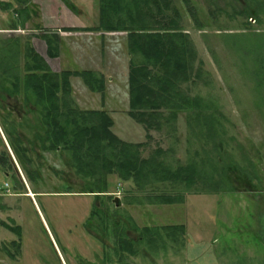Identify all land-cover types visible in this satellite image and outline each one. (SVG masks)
<instances>
[{"label": "rangeland", "instance_id": "obj_1", "mask_svg": "<svg viewBox=\"0 0 264 264\" xmlns=\"http://www.w3.org/2000/svg\"><path fill=\"white\" fill-rule=\"evenodd\" d=\"M65 1L74 10L61 0H31L36 16L15 33L7 29L16 15L0 5V43L14 35L20 44L27 38L52 72L91 70L102 76V96L92 93L82 79L69 78L77 107L111 110L112 132L126 143H144L141 158L157 155L171 172L196 163L201 177L206 175L211 183L205 185L198 179L188 188L178 181H155L139 192L132 183L112 175L106 193L87 194L92 182L75 174L67 151L33 147V135L40 129L37 108L21 118L12 111L4 116L2 111L3 136L8 140L5 130H15L14 135L23 139L19 148L30 153L26 154L29 162L21 159L23 164L16 166L17 170L22 167L17 183L0 174V188L8 184L7 191L0 189V221L21 229L19 240L0 227V264H264V0H191L195 15L182 0H168L179 11V25L195 50L193 67L201 70L198 79L181 84L182 89L188 96L200 98L204 109L199 124L188 117L189 112L180 111L168 126L151 132V139H146L144 128L128 115L129 66L131 60L135 64L141 60V55L128 52V31H88L98 25L101 0ZM142 11L145 30L169 29L171 11L167 18L156 10L147 17L148 7ZM127 14L123 11L120 18ZM67 26L79 31H63ZM39 31L57 34L58 57H48ZM2 54L0 79L7 68L12 69L13 78L14 64L16 73L24 72L22 56L9 62ZM5 86L22 102V93ZM205 122L213 128L205 127ZM2 140L0 152L7 148L13 162L17 161ZM24 170L33 173L32 180ZM159 194L175 199L162 203L153 198ZM114 198H118V206ZM97 205L117 209L129 227L133 224L136 230L130 228L135 232L131 237L140 235L143 227L154 229L158 246L149 247L145 239L136 245V256L117 262L83 225ZM95 222L92 219L88 226ZM165 226L182 227L171 232L161 229ZM13 242L20 247L12 246ZM107 242L111 244V238Z\"/></svg>", "mask_w": 264, "mask_h": 264}, {"label": "trees", "instance_id": "obj_2", "mask_svg": "<svg viewBox=\"0 0 264 264\" xmlns=\"http://www.w3.org/2000/svg\"><path fill=\"white\" fill-rule=\"evenodd\" d=\"M61 1L67 3L65 0ZM190 1L182 0V3L190 14L195 15ZM0 5L3 11L8 14L14 13L17 17L14 22H10L7 29L10 31H16L17 27L25 26L36 16V12L32 9L35 5L31 0H10L0 2ZM68 7L74 10L70 5ZM147 7V17L156 10L157 15H164V18H167V11H171L170 20L167 23L169 29H163L161 32L145 30L142 25L145 17L142 14L145 13L142 9ZM125 10L128 12L127 17L121 19L120 14ZM114 16L118 19L114 20ZM179 19V11L177 8H171L168 0H101L98 25L88 29V31L96 32H117L116 30L121 29L128 31V52L130 55H141L138 64L131 60L129 66L128 115L144 128L146 139H151V132L160 131L163 125L176 120V115L180 111L189 112L188 117L196 120L195 124L201 121V111L204 109L200 105L201 99L188 96L181 85L188 82L194 83L200 76L201 70L193 67L196 53L188 36L183 33ZM36 31H38L37 28ZM63 31L74 32L79 29L69 28ZM39 32L41 33L39 37L46 42L48 57H58L57 34ZM9 38L10 40L5 41L4 44L0 43V49L2 48L0 53L3 52L2 56L6 55L5 59L8 58L9 62L16 61L15 56L20 59L22 56L24 60H20V63L23 64L24 72L21 75L19 72L16 73L18 68L14 64L13 78L10 77L11 68L4 71V76L8 74L9 87L12 85L15 93H22V102L30 105L34 112H37V108V115L41 117L38 125L40 129H36L32 145L49 152L61 149L67 151L70 167L75 174L82 181L87 179L90 183L92 182L87 194L106 193L108 178L112 175H117V179L123 183H132V187L139 192H142L147 184L155 181H178L188 188L198 179L205 181V185L211 183L206 175L201 177L196 163L178 166L174 172H171L159 162L157 155L148 159L141 158L140 149L145 144H130L118 138L111 130L114 121L106 110H83L77 107L71 97L72 88L69 78L76 76L82 79L92 93L96 92L102 96L105 91L102 76L96 75L91 70H64L59 74L54 73L35 53L27 38L24 39L23 44H20L15 35ZM10 47L13 50H10ZM4 76L0 80L1 88L2 91L9 93ZM29 94L34 97V101L28 96ZM7 116H10V113H7ZM207 126L210 129L213 128L212 124L205 122V127ZM15 132V130L7 131V139L10 145L15 147L18 159L29 162L26 150L19 148L23 139L19 135L15 136ZM0 159L4 170L8 164L6 154L2 153ZM211 170L215 168L212 167ZM28 171V179L32 180L33 173ZM211 172L215 173V171ZM153 198L162 203H171L175 199L169 194L153 195ZM117 211V209L112 211L106 205H97L83 224L89 233L90 231L95 233L97 241L105 250H109L110 256L116 258L117 262H121L125 256H136L138 254L136 245L145 239L149 247L158 246L159 238L152 228L143 227L140 235L134 234L135 237H131L130 233L134 231L130 228L136 230V227L133 224L129 227L128 223L117 215ZM92 219L96 221L95 224L88 226ZM0 227L20 237L19 226H10L0 221ZM181 227L165 226L161 229L173 232ZM108 238H111V244L107 242ZM12 246H16L17 249L20 247L17 242H13ZM8 254L10 257L13 256ZM104 258L107 260V254Z\"/></svg>", "mask_w": 264, "mask_h": 264}, {"label": "flooded vegetation", "instance_id": "obj_3", "mask_svg": "<svg viewBox=\"0 0 264 264\" xmlns=\"http://www.w3.org/2000/svg\"><path fill=\"white\" fill-rule=\"evenodd\" d=\"M15 32L16 31H13V33H15ZM6 81H7L8 84H10V79H6ZM4 82H5V79H4L3 83ZM11 88H12V86H11ZM12 100H14V103H11L10 102ZM18 101L19 100L16 99V97H15L14 94L13 95L12 94L10 95L8 92L2 91L1 83H0V107L2 108L0 110V118L1 119H2V117H1V112L2 111L5 113L4 116L7 115V113H10V111L17 113V115L20 118L27 115V112H29L32 109V107L30 105H25V103L20 102V101L18 102ZM6 133H7V130H5V134ZM20 137H21V135H20ZM0 139H3L4 140V142H5L4 144H6V146L8 147V150L12 153V155H15L16 158H17V161L15 160V162H13V160L11 159V157H10L8 151H7V148L4 147L3 148L4 150L2 149L3 151L0 152V155L2 153L3 154L5 153L7 155V161H8L7 167H9V168L6 167V169L3 170L2 169V166H1L2 163H0V174H2L5 178H9L13 182L17 183V180H19L18 179L19 178L18 170L19 169L21 170L22 167L21 168L19 167L18 170H17V168H18V165L20 166V164H23V163H19L20 160L18 159V155L16 153L15 147L13 148L10 145V142L5 139V137L3 136L2 131H0ZM3 140H2V143H3ZM29 153H30V150H27L26 151V154H29ZM0 162H1V159H0ZM16 166H17V168H16ZM24 172H25L26 177L28 178V172L29 171H25L24 170ZM87 232L89 233L88 230H87ZM89 234H92V236L95 237V233H93V232L90 231Z\"/></svg>", "mask_w": 264, "mask_h": 264}, {"label": "built area", "instance_id": "obj_4", "mask_svg": "<svg viewBox=\"0 0 264 264\" xmlns=\"http://www.w3.org/2000/svg\"><path fill=\"white\" fill-rule=\"evenodd\" d=\"M7 187H8V185L5 184V186L1 187L0 189H1L2 191H7V190H8Z\"/></svg>", "mask_w": 264, "mask_h": 264}, {"label": "crops", "instance_id": "obj_5", "mask_svg": "<svg viewBox=\"0 0 264 264\" xmlns=\"http://www.w3.org/2000/svg\"><path fill=\"white\" fill-rule=\"evenodd\" d=\"M34 4V3H33ZM64 27H66V26H64ZM69 27H71V26H67V28H64V29H69ZM70 29H76V28H70ZM108 110V111H107ZM106 111L108 112V114H109V112H111V110H109V109H107ZM31 193V192H30ZM23 196V195H22ZM26 196V195H25Z\"/></svg>", "mask_w": 264, "mask_h": 264}, {"label": "water", "instance_id": "obj_6", "mask_svg": "<svg viewBox=\"0 0 264 264\" xmlns=\"http://www.w3.org/2000/svg\"><path fill=\"white\" fill-rule=\"evenodd\" d=\"M118 198H114V203H115V206H118V201H117Z\"/></svg>", "mask_w": 264, "mask_h": 264}, {"label": "bare ground", "instance_id": "obj_7", "mask_svg": "<svg viewBox=\"0 0 264 264\" xmlns=\"http://www.w3.org/2000/svg\"><path fill=\"white\" fill-rule=\"evenodd\" d=\"M163 248V247H162Z\"/></svg>", "mask_w": 264, "mask_h": 264}]
</instances>
